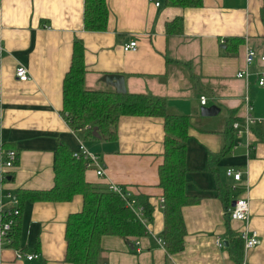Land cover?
<instances>
[{
	"label": "crops",
	"instance_id": "crops-1",
	"mask_svg": "<svg viewBox=\"0 0 264 264\" xmlns=\"http://www.w3.org/2000/svg\"><path fill=\"white\" fill-rule=\"evenodd\" d=\"M201 1L199 7H173L161 0L156 7L150 0H106V29L89 31L84 0H0V149L18 154L0 180L2 200L9 202L8 193L52 188L55 149L62 144L72 152L83 143L99 155L105 172L98 177L85 169L86 181L123 186L152 208L149 220L141 215L145 235L102 236L99 264H264V141L258 139L264 133V88L256 83L264 62L249 65L246 77L236 75L245 67L247 48L264 55V0ZM176 18L180 30L167 33ZM75 40L84 46L87 88L113 89L101 76L121 74L127 92L162 97L170 111L190 118L185 193L195 201L182 207L186 233L178 252L167 254L161 237L163 119L123 115L113 140L73 131L61 110ZM130 40L137 48L124 51ZM18 64L27 67L29 80L15 77ZM201 95L204 106L219 107L215 116L200 115ZM248 116L255 121H246ZM228 168L241 171V179L227 176ZM239 196L249 201L247 224L229 215ZM20 204L13 237L7 242L0 236V264H73L65 260V223L81 210L82 196ZM246 228L258 240L247 250L241 238ZM16 250L37 257L17 258Z\"/></svg>",
	"mask_w": 264,
	"mask_h": 264
},
{
	"label": "trees",
	"instance_id": "trees-1",
	"mask_svg": "<svg viewBox=\"0 0 264 264\" xmlns=\"http://www.w3.org/2000/svg\"><path fill=\"white\" fill-rule=\"evenodd\" d=\"M163 1L165 5L173 7H199L202 2L201 0ZM107 18L106 0H84L83 22L86 30H105ZM178 19L167 23V33L180 30L181 22ZM86 72L84 46L81 41L75 40L71 63L62 81L61 113L71 129L81 128L83 131L85 125L96 126L103 138L113 140L117 136V122L123 115L163 119L165 133L163 161L158 166L164 211V228L161 237L167 254L182 250L186 233L182 207L195 201L193 196L185 193L186 142L191 127L189 116L170 111L165 100L159 96L127 91L117 93L111 88L89 89L85 86ZM91 129L84 131L92 134ZM258 139L264 141V133H259ZM16 164L17 162L14 166ZM84 170L83 160L74 159L71 152L61 144L54 151L52 188L43 191L23 190L19 195L11 194L12 199L9 202L13 200L21 213L20 201L24 199L70 201L74 195L80 194L81 210L69 214L65 223V260L73 264H99L102 236L116 235L129 240L145 235L146 227L141 215L149 220L152 208L146 199L137 198L133 208L127 206L125 200L119 194L110 191L107 185L95 186L86 181ZM137 206L142 209L140 214L135 211ZM20 213L15 217L12 232L9 234L10 240ZM236 247H240V241H237Z\"/></svg>",
	"mask_w": 264,
	"mask_h": 264
},
{
	"label": "built area",
	"instance_id": "built-area-1",
	"mask_svg": "<svg viewBox=\"0 0 264 264\" xmlns=\"http://www.w3.org/2000/svg\"><path fill=\"white\" fill-rule=\"evenodd\" d=\"M151 3H154L156 7L161 5V0H150ZM122 48L124 51H134L137 48L136 40H130L128 42L123 43ZM255 61L264 62V55L259 54L253 48H247L244 54V63L245 67L243 69L238 70L236 75L238 77H246L248 75L247 67L254 63ZM15 77L19 81H27L30 78L29 71L26 66L22 64H18L15 68ZM256 83L258 86L264 88V71L259 72L256 77ZM199 101L201 106H204L207 102V98L204 95L199 97ZM247 106H250L247 103ZM249 122L255 121L251 116L247 117ZM238 124L233 123V128L237 129ZM91 127L89 125H85L83 130H89ZM73 130V129H72ZM81 128L73 131H81ZM238 131V130H237ZM240 132V131H238ZM71 156L76 160H83L84 168H92L95 174L98 177H104V166L101 160L99 159L98 154L91 152L83 143H80L78 147L71 152ZM18 160V154L14 149H0V180L3 181L6 176L9 174V171L13 168L14 163ZM226 175L233 178L235 181H239L242 176V172L239 170H233L228 168L226 170ZM108 189L112 192L119 194L126 202L127 206L133 208L135 206V197L132 196L130 191L123 186L109 183L107 184ZM8 198L11 200L12 195L8 193ZM141 207H135V211L137 213H141ZM20 213L19 209L15 205L14 201L4 202L1 197V185H0V236L5 240L9 241V234L12 232L13 224L15 223V217ZM229 215L232 219L239 220L247 224L250 217V207L248 199L244 197H236L234 198V205L230 207ZM241 238L243 239L244 249H250L258 243L257 233L255 230H248L247 228L242 230ZM15 256L20 258L24 256L27 260H32L37 257L36 254L25 255L20 250L15 251Z\"/></svg>",
	"mask_w": 264,
	"mask_h": 264
},
{
	"label": "water",
	"instance_id": "water-1",
	"mask_svg": "<svg viewBox=\"0 0 264 264\" xmlns=\"http://www.w3.org/2000/svg\"><path fill=\"white\" fill-rule=\"evenodd\" d=\"M100 81L104 82L108 86L113 87L114 91L117 93L126 92L124 76L121 74H112V73L103 74L100 78ZM218 112H219V107L214 104L200 107V115L202 117L215 116ZM91 133L92 136L94 137H98V138L100 137V134L98 133V129L96 126L92 127ZM232 205H234V199L231 202V206ZM127 243L129 244L130 248H133L132 242L128 241ZM101 264H107V263L103 261Z\"/></svg>",
	"mask_w": 264,
	"mask_h": 264
},
{
	"label": "rangeland",
	"instance_id": "rangeland-1",
	"mask_svg": "<svg viewBox=\"0 0 264 264\" xmlns=\"http://www.w3.org/2000/svg\"><path fill=\"white\" fill-rule=\"evenodd\" d=\"M220 116V115H219ZM92 128V127H91ZM99 156V155H98ZM99 159H100V157H99Z\"/></svg>",
	"mask_w": 264,
	"mask_h": 264
}]
</instances>
